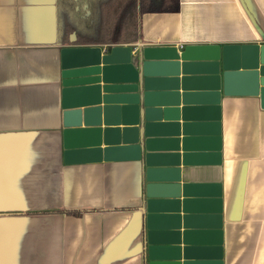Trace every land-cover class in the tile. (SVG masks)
<instances>
[{
  "label": "crops",
  "instance_id": "0c3cea01",
  "mask_svg": "<svg viewBox=\"0 0 264 264\" xmlns=\"http://www.w3.org/2000/svg\"><path fill=\"white\" fill-rule=\"evenodd\" d=\"M134 16V39L64 43L56 0H0V264H264V103L240 78L264 45V0ZM76 48L110 58L108 85H135L100 97L147 126L148 151L109 158L66 131L65 106L83 103L64 81L89 68L63 55Z\"/></svg>",
  "mask_w": 264,
  "mask_h": 264
},
{
  "label": "water",
  "instance_id": "95a60500",
  "mask_svg": "<svg viewBox=\"0 0 264 264\" xmlns=\"http://www.w3.org/2000/svg\"><path fill=\"white\" fill-rule=\"evenodd\" d=\"M76 41L75 33L70 34L69 42L74 43ZM160 53L164 49H145L144 56L148 57L151 52ZM74 53L80 58V62L86 64L89 68L79 69L76 75L80 77L77 80L64 81V86L71 85L76 86L75 90L78 93V97L81 101L80 106L66 107L64 108V127L66 131H75L80 135L92 134L95 138L94 142L96 146L104 145V154L109 158L115 156L132 157L134 154L137 156V152L140 150L139 144L143 142L146 150L148 151L153 140L149 137V131L145 126V131H139L138 122L134 120L133 124H129L131 121L127 114H119L117 108L111 106V102L116 100L111 95H105L100 97L101 91L105 94H113L120 90L134 91L135 85L129 87H122L119 85H108L106 81L109 79L111 69L106 67L110 58L105 56L100 57V49L91 48H76L65 49L63 55ZM259 60L256 56L251 62H244L243 70L240 74V78H248L251 80L252 92L255 95H259L264 103V45L259 49ZM102 63L105 67L100 70L99 64ZM224 73L225 88L229 84L233 74L226 70ZM69 73L65 72V77ZM100 81L103 82V87L98 85ZM69 92L68 90L65 91ZM101 104L104 106L101 107ZM143 140V141H142ZM140 142V143H138ZM153 155L148 154L147 163L149 164ZM155 170V169H153ZM153 172V171H151ZM167 178L171 177L169 172L165 171ZM187 186L182 187L185 189ZM178 185H165V184H150L147 187V193H155L156 191L166 193L168 191L178 192ZM149 264L155 263V255L149 254Z\"/></svg>",
  "mask_w": 264,
  "mask_h": 264
},
{
  "label": "trees",
  "instance_id": "16d2710c",
  "mask_svg": "<svg viewBox=\"0 0 264 264\" xmlns=\"http://www.w3.org/2000/svg\"><path fill=\"white\" fill-rule=\"evenodd\" d=\"M56 4L65 17L63 23L59 20V39L67 43L75 32L76 43L84 45L117 44L130 40L127 36L134 39L136 23L128 19L132 13L179 10V0H56Z\"/></svg>",
  "mask_w": 264,
  "mask_h": 264
},
{
  "label": "rangeland",
  "instance_id": "374dc122",
  "mask_svg": "<svg viewBox=\"0 0 264 264\" xmlns=\"http://www.w3.org/2000/svg\"><path fill=\"white\" fill-rule=\"evenodd\" d=\"M134 15H135V14L132 13L128 19H130V20H132V21H135V16H134Z\"/></svg>",
  "mask_w": 264,
  "mask_h": 264
}]
</instances>
